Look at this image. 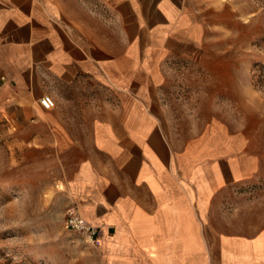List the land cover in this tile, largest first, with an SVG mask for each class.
Instances as JSON below:
<instances>
[{
	"label": "crops",
	"instance_id": "1",
	"mask_svg": "<svg viewBox=\"0 0 264 264\" xmlns=\"http://www.w3.org/2000/svg\"><path fill=\"white\" fill-rule=\"evenodd\" d=\"M208 9L0 0L1 99L29 109L30 138L63 147L71 208L100 230L95 264H264L261 160L231 127Z\"/></svg>",
	"mask_w": 264,
	"mask_h": 264
},
{
	"label": "rangeland",
	"instance_id": "2",
	"mask_svg": "<svg viewBox=\"0 0 264 264\" xmlns=\"http://www.w3.org/2000/svg\"><path fill=\"white\" fill-rule=\"evenodd\" d=\"M204 1L215 23L214 50L228 60L220 80L230 86L231 127L245 132L261 160L251 192L264 208V0ZM179 65V82H187L189 63ZM200 74V83L210 81L205 70ZM29 114L6 106L0 95V264H95L94 243L66 225L71 203L63 147L30 138L21 122Z\"/></svg>",
	"mask_w": 264,
	"mask_h": 264
},
{
	"label": "built area",
	"instance_id": "3",
	"mask_svg": "<svg viewBox=\"0 0 264 264\" xmlns=\"http://www.w3.org/2000/svg\"><path fill=\"white\" fill-rule=\"evenodd\" d=\"M40 105L44 109H52L56 106L53 96L44 94L39 99ZM66 225L69 229L84 234L90 241L97 242L100 230L97 226L89 223L76 209L71 208L66 217Z\"/></svg>",
	"mask_w": 264,
	"mask_h": 264
}]
</instances>
